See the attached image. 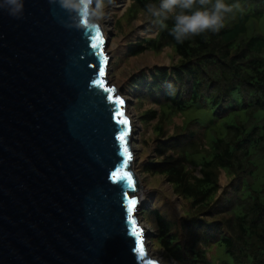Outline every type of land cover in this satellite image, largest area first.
<instances>
[{
    "label": "water",
    "instance_id": "water-1",
    "mask_svg": "<svg viewBox=\"0 0 264 264\" xmlns=\"http://www.w3.org/2000/svg\"><path fill=\"white\" fill-rule=\"evenodd\" d=\"M72 7L0 0V264H162L135 217L132 127L107 86V38Z\"/></svg>",
    "mask_w": 264,
    "mask_h": 264
},
{
    "label": "trees",
    "instance_id": "trees-1",
    "mask_svg": "<svg viewBox=\"0 0 264 264\" xmlns=\"http://www.w3.org/2000/svg\"><path fill=\"white\" fill-rule=\"evenodd\" d=\"M129 1L127 19L148 15L155 35L127 44L124 56L169 48L177 57L170 66L142 70L128 84L137 102L158 108L139 117L144 124L157 120L153 159L141 171L162 176L187 203L178 223L158 210L148 211L156 244L177 264H208L207 252L216 244L235 264H264V35L259 32L264 0H224L239 5L225 26L182 43L171 34V18L146 12L159 0ZM193 106L211 107L213 118L206 124L192 119L175 125L174 118ZM230 115L233 122L217 132L219 120ZM189 166L199 167V176ZM221 172L229 181L223 188Z\"/></svg>",
    "mask_w": 264,
    "mask_h": 264
},
{
    "label": "rangeland",
    "instance_id": "rangeland-1",
    "mask_svg": "<svg viewBox=\"0 0 264 264\" xmlns=\"http://www.w3.org/2000/svg\"><path fill=\"white\" fill-rule=\"evenodd\" d=\"M131 2L129 0H103L102 6L97 9L94 14L97 15V24L100 25L104 36L107 38V47L105 48V55L108 60L106 66V77L109 82L107 86L112 88L114 96L118 95L127 101L124 107V114L130 121L131 135H130V154L132 156V169L139 180V195L142 200L139 201L142 207H138L135 212V217L138 220L140 227L149 232L150 235L144 239L145 254L149 259H155L162 264H177L172 260L165 258L161 249L155 242V224L153 223L152 215L148 214L150 210H158L159 213L166 219L178 223L184 216L187 208V203L182 199L176 197L171 189V186L166 183L164 178L159 175H149L141 171V165L150 159H153L154 135L153 127L157 120L148 124L140 121V116L145 110L155 109L154 106L148 102H137L131 95L132 92L128 88L131 78L137 75L142 70L150 69L154 66H170L174 64L177 57L173 52L166 48L160 54L146 52L136 57H125V46L134 42L139 38L154 37L155 33L151 30L154 23L151 18L139 13L135 19L130 20L124 15L129 9ZM95 8V4L93 5ZM119 21V24H118ZM259 32L264 35V17L260 20ZM105 78V75H103ZM117 97V96H116ZM239 103V101H237ZM236 103V104H237ZM239 106V105H237ZM232 114H238V111ZM243 117V114H239ZM213 118V110L211 107L202 108L200 106H193L186 111L182 117L174 118L175 125H181L182 121H189L197 119L201 124H206ZM233 116L230 115L226 119L219 120L215 130H225V124L233 122ZM173 126H170L169 132L172 133ZM197 165V164H195ZM194 174L199 176V167L191 168ZM229 183L223 172L220 173L219 184L223 188ZM208 264H235L232 258L226 253L223 246L216 244L211 246L207 252Z\"/></svg>",
    "mask_w": 264,
    "mask_h": 264
},
{
    "label": "clouds",
    "instance_id": "clouds-1",
    "mask_svg": "<svg viewBox=\"0 0 264 264\" xmlns=\"http://www.w3.org/2000/svg\"><path fill=\"white\" fill-rule=\"evenodd\" d=\"M7 2L16 6V12L23 11V0ZM111 2L112 0H108V3ZM60 4L62 7L73 5L71 10L79 15L82 29L91 31L96 25L89 23V17L102 6L103 0H60ZM238 8V4H226L224 0H159L158 5H147L145 10L153 17L164 20L171 18V34L178 43H182L206 31L218 32L225 26L226 17ZM9 14L19 18L15 13Z\"/></svg>",
    "mask_w": 264,
    "mask_h": 264
},
{
    "label": "snow or ice",
    "instance_id": "snow-or-ice-1",
    "mask_svg": "<svg viewBox=\"0 0 264 264\" xmlns=\"http://www.w3.org/2000/svg\"><path fill=\"white\" fill-rule=\"evenodd\" d=\"M95 39H96L97 41H99V33H96ZM92 46H93V48H96V47H97V44L94 43ZM101 55H102V53H101ZM100 75H101V76L104 75V67H103V66L100 67ZM109 99L111 100L112 97L109 96ZM116 103L119 104V103H122V102L119 101V100H117ZM120 122H121L122 124H126V123H127L126 121H123V120H121ZM126 135H127V131L124 130V131L122 132V134L118 137V139L121 141V146H122V147H124V141H125V137H126ZM125 152H127V149H126V148H125ZM129 210H131V209H129Z\"/></svg>",
    "mask_w": 264,
    "mask_h": 264
},
{
    "label": "bare ground",
    "instance_id": "bare-ground-1",
    "mask_svg": "<svg viewBox=\"0 0 264 264\" xmlns=\"http://www.w3.org/2000/svg\"><path fill=\"white\" fill-rule=\"evenodd\" d=\"M94 18H95V20L97 21V19H98L97 15L94 14ZM139 194H140V193H139ZM139 194H138V198H139V201H140V200H142V198H141L142 196L139 195ZM144 245H145V247H146L147 244L144 243Z\"/></svg>",
    "mask_w": 264,
    "mask_h": 264
},
{
    "label": "built area",
    "instance_id": "built-area-1",
    "mask_svg": "<svg viewBox=\"0 0 264 264\" xmlns=\"http://www.w3.org/2000/svg\"><path fill=\"white\" fill-rule=\"evenodd\" d=\"M174 262V261H173Z\"/></svg>",
    "mask_w": 264,
    "mask_h": 264
}]
</instances>
